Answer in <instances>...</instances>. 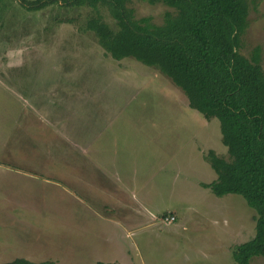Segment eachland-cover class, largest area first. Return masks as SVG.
I'll return each mask as SVG.
<instances>
[{"label": "rangeland", "instance_id": "374dc122", "mask_svg": "<svg viewBox=\"0 0 264 264\" xmlns=\"http://www.w3.org/2000/svg\"><path fill=\"white\" fill-rule=\"evenodd\" d=\"M248 2L241 51L260 45L264 67V0ZM129 6L158 23L175 11ZM86 9L0 0V262L237 264L255 210L204 185L216 178L208 149L228 158L218 118L156 66L109 57L83 27ZM95 162L125 176H102Z\"/></svg>", "mask_w": 264, "mask_h": 264}, {"label": "trees", "instance_id": "16d2710c", "mask_svg": "<svg viewBox=\"0 0 264 264\" xmlns=\"http://www.w3.org/2000/svg\"><path fill=\"white\" fill-rule=\"evenodd\" d=\"M17 1L27 10L86 7L83 27L95 34L109 57L132 56L156 66L183 91L190 107L218 118L228 158L208 149L204 158L216 178L204 185L216 195L241 194L255 210L254 236L232 249L237 264H250L251 257L264 255V67L260 45L248 54L241 51L248 0H146L175 9L166 11L159 23L148 15L136 17L129 6L132 0ZM80 16L59 21L74 22ZM0 264L58 263L20 256Z\"/></svg>", "mask_w": 264, "mask_h": 264}, {"label": "crops", "instance_id": "0c3cea01", "mask_svg": "<svg viewBox=\"0 0 264 264\" xmlns=\"http://www.w3.org/2000/svg\"><path fill=\"white\" fill-rule=\"evenodd\" d=\"M94 165V164H93ZM95 168L97 169V170H99V172H100V175H102V176H107L108 174L109 175H111L112 177H109V179H119V178H117V176L118 175H122V176H125V172H123V173H119V172H117L118 170H119V168L121 167V166H118V167H116L115 169L113 168L114 166H112V163H111V165L109 164V165H106V166H101V163H99V164H96V162H95ZM117 168H118V170H117ZM107 172H106V171ZM117 170V171H116ZM120 187H121V183H120ZM175 214V212H173V215ZM175 216V215H174ZM51 259V258H50ZM57 262V261H56ZM58 263V262H57Z\"/></svg>", "mask_w": 264, "mask_h": 264}, {"label": "built area", "instance_id": "2783aa9c", "mask_svg": "<svg viewBox=\"0 0 264 264\" xmlns=\"http://www.w3.org/2000/svg\"><path fill=\"white\" fill-rule=\"evenodd\" d=\"M175 219V216L172 214V215H165L164 216V220L165 221H173Z\"/></svg>", "mask_w": 264, "mask_h": 264}]
</instances>
